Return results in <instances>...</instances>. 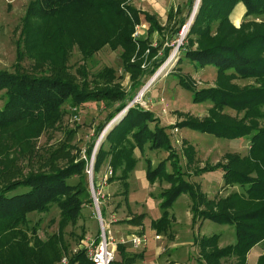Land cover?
<instances>
[{"label":"rangeland","instance_id":"obj_1","mask_svg":"<svg viewBox=\"0 0 264 264\" xmlns=\"http://www.w3.org/2000/svg\"><path fill=\"white\" fill-rule=\"evenodd\" d=\"M32 1L0 0L1 71L25 73L36 77L52 76L60 71L69 77L73 84L87 91L111 88L130 98L131 100L126 105L128 108L125 107L113 118L116 120L119 116L115 124L113 123L114 126L105 131V136L125 117L129 108L140 107L150 112L152 104L155 113L160 111L163 117L151 121L148 128L151 132H155V126L162 129L175 153L181 178L194 189L198 196L197 202L200 209L239 215L262 206L260 203L264 204V198L258 196L249 198L240 185H226L223 178L224 171L220 168L213 169L216 166L232 168L236 172L233 173L234 175L249 174L252 177L264 179V164L257 165L264 155V148L259 149L257 155L249 159L250 140L239 141L241 138H249L248 136L229 139L185 126L175 127L186 121L203 122L208 119L251 128L264 127V117L260 116L264 114V105L254 110L253 107L240 109L219 106L210 100L194 102L191 92L179 83L183 80L194 90L219 88L234 93L261 86L255 78H241L233 71L219 73L214 67L194 70L184 61L181 51L185 48L194 50L202 45L209 46L213 39H220L227 31L225 27L218 28V23L214 22L207 35L200 38L202 40L200 44L196 42L198 38L196 35L189 36L201 0L184 37L182 33L193 15L197 0L193 1L192 7L188 6V0H122L120 2L122 9L126 12H128V7H134L140 11L131 34L135 49L130 56V62L140 64L142 71L140 76L138 75L141 86L135 90L132 88L131 74L124 69L122 64L124 49L115 44V22L110 15L86 11L79 14L80 16L69 13L62 15L61 18L37 16L25 21L27 7ZM232 11L228 16V21L234 30H230L228 41L237 43L244 37L264 32V14L247 17L245 11L239 23L237 18L234 19L238 23L234 25L231 20ZM142 13L152 15L159 23L161 30H155L150 34V25ZM183 21L186 22L182 25ZM59 26L64 31L57 30ZM137 29L139 34L135 36ZM176 31H178L177 35H175ZM100 39L102 46L99 48ZM82 42L87 52L92 47L96 48V51L85 55ZM142 43L146 44L143 51H141ZM149 49L152 51L150 52ZM167 49L169 53L165 56ZM259 56H264V52ZM170 61V67L168 66L163 71L162 68ZM106 71H109V74L105 75ZM152 80L154 81L151 86L139 98L140 92ZM3 103L4 90L0 91V108ZM119 104V101H100L74 107L70 102H66L62 107L61 118L52 126L42 128L18 126L10 130H0V189L6 181L18 179V176L25 177L30 171H49L81 160L85 162L84 183L88 188L86 161L91 155L86 156L85 150L92 141L94 131L98 126L103 124L104 130L107 125L112 124L113 119L107 123L105 118ZM101 133L95 139L93 149ZM129 136L127 138L133 142L134 135L132 138ZM107 145L105 144V148ZM123 146L129 147L125 142ZM136 150L142 151L152 159V167L162 163L166 175L173 173V166L168 159L170 151L165 147L151 149L147 143L140 150L135 144L132 152V156L136 159L135 164H137ZM146 160L148 159L144 158L143 162L146 163ZM94 175L96 176V173ZM98 180L96 177L95 181ZM155 181L160 184H169L164 176ZM68 182L75 184L78 178L73 177ZM209 187L220 188L213 194L205 193ZM24 190L19 189V191ZM187 195L189 194L181 193L177 198L178 201L181 203L183 197ZM104 200L105 197L102 202ZM179 207L181 208L182 205ZM101 209H103V203ZM103 218L107 219L104 209ZM27 219L28 224L20 228L22 234L17 237L16 242L23 247L25 256L29 259L34 258V254L41 251V245L46 244L50 237L56 236L62 248L61 259L69 260L77 252L83 250V243L87 237L95 239L99 234L95 213L89 202L85 203L80 215L73 223L59 224L60 211L55 204L51 205L46 212L29 214ZM200 221L201 230L216 235L217 245L225 247L235 243L233 225L218 224L209 219Z\"/></svg>","mask_w":264,"mask_h":264},{"label":"trees","instance_id":"obj_2","mask_svg":"<svg viewBox=\"0 0 264 264\" xmlns=\"http://www.w3.org/2000/svg\"><path fill=\"white\" fill-rule=\"evenodd\" d=\"M121 1L33 0L27 7L24 20L27 21L30 17L37 16L61 18L62 15L69 13L80 16L79 14L86 11L110 15L115 22V44L124 49L121 58L122 64L124 69L130 72L133 80L132 88L135 90L141 86L138 75L140 76L142 71L140 64L130 62V56L135 49L131 34L133 26L138 21L140 11L134 7H128V12L124 11L120 5ZM193 1H187L189 7H192ZM238 3L244 5L245 16L247 17L264 14V0H201L189 36L196 35L199 38L196 42L200 44L202 41L200 38L207 35L214 22L218 23V28L223 29L225 27L227 31L223 33L224 35L220 39H213L209 46L202 45L194 50L185 48L181 53L184 55V61L194 70L214 67L219 73L233 71L241 78H255L261 86L234 93L219 88L194 90L181 79L179 83L191 92L194 102L210 100L219 106L240 109L253 107L254 110H257L259 106L264 105V56H259L264 52V32H257L249 37H244L237 43L228 41L230 30H234L228 21V16ZM142 14L150 25V34L155 30H161L160 25L152 15ZM185 22L183 21L182 25ZM59 27L57 30H61ZM177 33L178 31L175 32V35ZM99 42L100 48L102 46L101 39ZM144 48H146V44L142 43L141 51ZM94 51L96 48L92 47L87 52L84 46L85 55H90ZM149 51L152 50L149 49ZM168 53L169 49L165 51V56ZM106 73L109 74V71H106L105 75ZM2 90H4V103L0 108V130H10L18 126H35L38 128L52 126L61 118L62 107L66 102L77 107L88 102L119 101L120 104L105 118L108 123L131 100L111 88L97 89L93 92L87 91L85 88L73 84L69 77L60 71L55 72L52 76L36 77L25 73H8L0 70V91ZM260 116L264 117V114ZM151 121L156 120L149 111L140 107L129 108L125 117L108 132L97 150L94 159V172L99 171L107 157L110 156L109 165L112 170L121 168V176L125 178L136 165V159L132 156L135 144L140 150L147 143L151 149L165 147L170 151L168 159L173 166L172 174L166 175L164 173L162 163L155 167H152L150 160H146L145 163L146 177L150 183L155 182L161 176H164L166 182L169 183V188L163 190L158 196L161 200L159 206L162 210V216L152 222V227L158 233L164 232L169 225L168 210L181 193H188L192 202L193 223H196L197 220L209 219L218 224H231L235 227L236 241L226 247L220 249L216 247V235L200 239V244L213 242V248L203 253L206 264H226L227 258L234 259L229 264H246L247 253L253 246L264 240V204L260 203L262 206L239 215L200 209L197 202L198 196L194 189L181 178L175 153L162 129L155 126V132H151L148 128ZM178 126L198 129L229 139L248 136L251 142L249 159L255 157L259 149L264 148V127L251 128L210 119L203 122L186 121L175 125V127ZM135 129L136 131H134ZM102 130L103 124L95 129V135L85 150L86 156L91 155L95 139ZM133 135L134 141L131 142L127 136L132 138ZM124 142L129 147H122ZM105 144H108L107 148H105ZM258 164H264V155L259 159ZM84 167L85 162L81 160L49 171H30L25 177L18 176V179L5 182L6 184L0 189V264H56L60 261L62 248L56 236L50 237L51 241L48 240L46 244L41 245V251L38 254L35 253L34 258L30 259L25 256L23 247L17 244V237L22 234L20 228L28 224L27 216L29 214L46 212L53 204L59 208L60 225L75 222L85 203L91 204L89 190L84 183ZM219 168L224 171L223 178L226 185H240L249 198L257 196L264 198V179L252 177L249 174L234 175L233 173L236 172L232 168L216 166L213 169ZM73 177L78 178V182L75 184L68 182ZM21 188L25 190L19 191ZM100 210L103 218L101 207ZM133 222V220L130 221V223ZM97 239L98 236L95 240ZM28 251L30 250L28 249ZM132 258L123 257V261L124 263L133 262ZM74 263L91 264L83 250L70 257L68 264ZM257 264H264V251L258 258Z\"/></svg>","mask_w":264,"mask_h":264},{"label":"crops","instance_id":"obj_3","mask_svg":"<svg viewBox=\"0 0 264 264\" xmlns=\"http://www.w3.org/2000/svg\"><path fill=\"white\" fill-rule=\"evenodd\" d=\"M245 11L242 3L236 5L231 16L234 25L240 22ZM236 18L238 23L234 21ZM150 106L152 108L150 112L154 119L163 117L160 111L155 113L152 104ZM242 139L249 140V138H241L239 141ZM142 153V151H135L137 164L125 178L121 176V168L112 170L109 165L110 156L96 172L97 179H101L108 169L112 171V176L103 193L105 197L102 202L103 209L107 216L104 221L112 238L117 241L119 239L127 240L125 244L119 243L115 247V260L112 264H206L203 253L213 248V242L210 243L211 245L200 244V239L211 237L214 234L201 230L200 220L197 224L193 223L192 202L189 195L184 196L181 203L177 199L168 210L169 225L164 232L158 233L152 227V222L162 216L159 206L161 200L158 196L164 189L169 188V184H160L156 181L150 183L147 180L146 164L143 160L144 158L150 159L151 164L153 161L145 153H143L145 154L143 157ZM219 188L209 187L205 193L213 194ZM131 220L134 222L130 223ZM133 237H141L144 241L138 247H134L130 242ZM216 247L223 248L220 244H216ZM263 251L264 242L253 246L246 255V264H257ZM123 257H133V262L124 263ZM233 260V258H227L226 264Z\"/></svg>","mask_w":264,"mask_h":264},{"label":"built area","instance_id":"obj_4","mask_svg":"<svg viewBox=\"0 0 264 264\" xmlns=\"http://www.w3.org/2000/svg\"><path fill=\"white\" fill-rule=\"evenodd\" d=\"M138 29L134 35L138 36ZM97 143V142H96ZM92 154L88 161H86V174L88 177V190L91 199V205L93 207L95 218L97 220L99 234L98 239L86 238L83 243V251L85 256L91 264H112L115 260V247L117 244H125L126 239H119L115 241L111 235L108 226L106 225L104 218H102L100 207L102 205V199L104 198L103 192L108 184L109 178L112 176V171L108 169L101 179L95 181L94 175V159L96 155V146L92 150ZM144 239L141 237H133L130 242L134 247H138L143 243ZM67 258H62L57 264H68Z\"/></svg>","mask_w":264,"mask_h":264},{"label":"bare ground","instance_id":"obj_5","mask_svg":"<svg viewBox=\"0 0 264 264\" xmlns=\"http://www.w3.org/2000/svg\"><path fill=\"white\" fill-rule=\"evenodd\" d=\"M199 4H200V0H197V2H196V4H195V8H194L193 15H192V17L190 18L189 23L187 24V26H186L185 29H184V31H183V33H182V37L185 36V34H186V32H187L189 26L191 25V22H192V20L194 19V16L196 15V12H197V10H198ZM172 56H173V55H172ZM172 56H171V57H172ZM171 61H172V60H171ZM171 61H170V62H167V64H165V66L162 68L163 71H164L165 69H167V67L169 66V63H171ZM169 67H170V66H169ZM163 74H164V73H163ZM144 93H145V92H144V89H143V90L140 92L139 98H140Z\"/></svg>","mask_w":264,"mask_h":264},{"label":"water","instance_id":"obj_6","mask_svg":"<svg viewBox=\"0 0 264 264\" xmlns=\"http://www.w3.org/2000/svg\"><path fill=\"white\" fill-rule=\"evenodd\" d=\"M154 80H152L149 84H148V86L144 89V92H145V90L148 88V87H150L151 86V83L153 82ZM128 108V106L126 107V109ZM119 117V116H118ZM118 117H116V120H117V118ZM122 118V117H121ZM116 120H114L113 119V121L111 122L112 124L109 126V125H107V127L102 131V133H101V135H100V137H99V140H97V143H96V153H97V150L99 149V146H100V144H101V142H102V140H103V137L105 136V134H106V130H110V127L111 126H114V124H115V121ZM114 123V124H113ZM112 128V127H111Z\"/></svg>","mask_w":264,"mask_h":264}]
</instances>
